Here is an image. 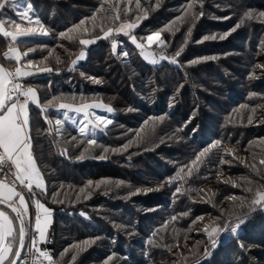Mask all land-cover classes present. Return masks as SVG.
I'll list each match as a JSON object with an SVG mask.
<instances>
[{"label":"trees","instance_id":"obj_1","mask_svg":"<svg viewBox=\"0 0 264 264\" xmlns=\"http://www.w3.org/2000/svg\"><path fill=\"white\" fill-rule=\"evenodd\" d=\"M26 1L49 34L16 42L0 35V64L8 70L34 71L41 68L36 62H43L51 69L25 76L23 83L37 93L38 107H28L29 129L45 185L44 191L26 197L32 215L33 200L51 212L52 241L47 248L52 261L249 264L250 256L264 261V232L257 229L262 214L254 211L263 204L250 205L255 192H264V164L251 170L241 160L252 139H264V126H252L248 117L238 119L245 114L244 106L264 101V71L254 76L252 70L256 59L264 65L259 53L264 49V0H194L196 18L189 15V23L177 33L163 36L165 53L176 65H149L129 43L125 56L101 42L71 68L85 50L80 40L100 36L115 26L117 16L145 18L140 33L159 31L182 15L188 0H132L126 12L122 4L116 9L105 0ZM100 8L105 13L92 22V32L75 34ZM19 14L13 7L0 12L7 30L14 27L10 21L24 23ZM206 25L209 29L203 31ZM219 34L227 37L199 43ZM10 47L28 55L19 63L5 59L3 53ZM210 56L219 59L202 62ZM92 102L115 111L94 143L68 125L59 129L55 110L60 104ZM249 160L257 166L255 159ZM218 175L234 181L221 184ZM7 212L17 228L11 242L15 251L19 228ZM207 217L208 227L220 231L212 238L192 234V224ZM240 220V232L221 237L227 222L232 221L230 227ZM193 240L195 244L184 246ZM247 244L253 248H242Z\"/></svg>","mask_w":264,"mask_h":264},{"label":"snow or ice","instance_id":"obj_2","mask_svg":"<svg viewBox=\"0 0 264 264\" xmlns=\"http://www.w3.org/2000/svg\"><path fill=\"white\" fill-rule=\"evenodd\" d=\"M6 7L19 8L20 5L17 3V0H0V12H2ZM191 7L192 5L190 4L189 8ZM31 9L32 5L29 3L27 5V9L19 14L21 20H27L28 26L15 21H10L9 24L14 25V29L7 30L5 28V21L0 19V34H2L4 37H10L13 42L18 41L23 37L38 35L47 36L49 34L48 31L44 29L43 25L40 24L38 19L35 21V23L40 25L39 29L31 27L32 20L29 16ZM93 19H95V17H93ZM116 19H119V16H117ZM81 23L83 24V21ZM135 26L136 25L134 24H121L120 28L116 31H123L124 35H129V32L125 31V29H132ZM112 32L113 29L109 28L104 33V38H108ZM61 35L65 36L66 34L62 33ZM68 38L71 39V37ZM131 38L132 42L142 50L141 54L145 57V59H150L152 57V53L143 51L144 44L137 43L134 36ZM159 38L160 33L157 32L153 35H150L147 40L149 44H152L158 41ZM212 38L214 39L215 37ZM223 38L224 37H221V39ZM205 39H208V37H205ZM94 42L95 41L93 40H80V43L83 45H88ZM160 43L163 44V41H160ZM113 47L115 48V44H113ZM27 55V52L20 53L19 49L16 47H10L7 52L3 53L5 59L15 60L17 63L20 62L23 56ZM125 55H127V53H125ZM176 55L179 56L180 52H177ZM83 57L84 52L82 51L79 58ZM161 58L167 59V57ZM151 62L157 63L155 59H151ZM171 62L175 63V58H173ZM73 63H75V61H73ZM44 71H51V69H44ZM32 74L33 73L31 72L22 71L19 67L13 72L6 70L3 66H0V173H4L5 176L8 175V173H5V166L7 165L9 172L15 178L11 183L7 182L6 180H0V204H8V207L12 209V212L16 213L15 219L20 221V226L18 229L19 247L13 251V245L9 241V238H12L13 240L16 239L15 234L17 233V228L14 226L13 219L10 218L9 215L4 211H0V264H4L5 260H8L10 256L13 257L10 260V264H17V261L21 256V250L24 247V238L26 235L24 215L28 212V205L23 194L16 190L14 186L15 181H18L20 185H23L29 191H31L33 185H35L37 188H43L44 186L43 177L36 165L35 158L31 151L32 146L29 129L28 103L29 100H31L33 103H38L36 92L32 88L23 89L22 85L17 82L19 77L30 76ZM17 93H19V96L25 97V99L21 101L19 96L16 95ZM92 107H104L108 112L113 111L111 107L99 104L83 105L81 107L75 108L70 104H60L61 109H68L77 113L84 112L85 117H87V109ZM96 120L99 123L95 124L94 128H99L101 124L106 127L108 124L112 123L111 120H107L102 116H97ZM56 123L57 125H60L62 121L57 120ZM81 124H83V122H81ZM86 128L87 125L79 127V132L81 135H88ZM89 142L94 143V141ZM203 155L204 153H201V156ZM199 159L200 157L198 156L197 160ZM193 163H195V161ZM261 163L264 164V161H261ZM12 168L15 169L14 172L12 171ZM26 181L27 183H25ZM102 183H107V181ZM256 195L257 199L254 200L253 203L259 204L260 202L264 201V192H257ZM15 198H18L19 207L15 206ZM36 207L43 212V223L39 212L37 213L35 221L36 230L39 232L41 240H43L45 238L47 225L50 222L51 212L39 202L36 203ZM243 222V220H240L241 224ZM238 227L239 224L231 227V231L235 233ZM204 230L207 232L210 238H212L213 233H218L220 231L218 227H213L211 231H209L207 226ZM6 241L8 242L6 243ZM212 242L213 246H215L216 241L213 240ZM87 243L89 242L86 241L85 244ZM33 246H35V242L33 243ZM36 251L40 253L41 257L48 260L51 264L52 257L47 252L41 251L39 248H37Z\"/></svg>","mask_w":264,"mask_h":264},{"label":"rangeland","instance_id":"obj_3","mask_svg":"<svg viewBox=\"0 0 264 264\" xmlns=\"http://www.w3.org/2000/svg\"><path fill=\"white\" fill-rule=\"evenodd\" d=\"M105 2L107 4H115V8L117 9L119 7L120 4H122L123 8H124V12L127 11V8L130 6H133V1L132 0H105ZM178 2V0L176 1ZM17 3H19L20 7H19V12L22 13L27 9V5L29 4L26 0H17ZM117 3V4H116ZM181 3V2H179ZM194 5L195 6V1L194 0H188V3L186 5H184V11L182 12V15H180L178 18H174L172 19L170 22L166 23L159 31H149L146 30L145 32H139L140 28H141V24H142V20H144L145 18L142 17H137L136 19L132 18H124L122 20H115L114 22L116 23L115 26L113 25V27H109L111 29H113L112 34L108 37V38H104V33L109 29L104 30L100 36L98 37H91L83 39V40H93L95 41L94 43L88 44V45H83L81 44L85 49L82 50L84 52V57L83 58H79L80 56V52L78 54V56L73 60L75 61V63H73V61L70 63L69 68L76 66L77 64H79L81 61H83L86 58V50L88 48H90L91 46L95 47L97 44L101 43V42H109L110 45L112 46V51L114 53H116L117 50H119L121 52V54L125 55V53H129V44L133 45L135 50L141 55L142 59L149 65H160L163 62H166L170 65H176L175 63H172V59L173 57H169L166 55L165 53V41L163 39V36L165 34V32H167V34H174L177 33L180 29V26H183V24L185 23H189L188 21V16H192V14H194V17L196 18V12L194 13V11L191 10V8H189V5ZM34 10L31 9V11L29 12V16L31 17L32 20V24L31 27L33 28H37L39 29L40 25L36 24L35 21L38 19L40 21V19L36 16V14L33 12ZM96 11H92L90 13H95ZM98 12V13H97ZM96 12V14L90 15L89 18H87L86 20H84L83 24L79 27V29H77L75 34H78L79 32H84V30L86 29L88 32H92V29L90 28V25H92V22H95L97 19H99V17H102L103 13H105V9L104 8H100L98 9V11ZM38 13H39V9H38ZM41 13V11H40ZM126 15H124V17L128 16V13H125ZM93 17H95V19H93ZM131 17V16H129ZM263 18V17H262ZM197 22V19L196 21ZM25 23V24H24ZM24 23L22 22V24H24L25 26H28V22L27 20H24ZM41 23V22H40ZM121 24H134L136 25L134 28L132 29H125V31L129 32V35H124L123 31H119L117 32L116 30L120 28ZM88 26V29H87ZM195 27V26H193ZM14 29V27H12ZM12 29V30H13ZM201 29L204 31H206L207 29H209V26H203L201 27ZM160 33V38L158 41H156L155 43L149 44L147 38L150 35H153L154 33ZM135 37L136 38V42L139 44H144V49L143 51L145 52H150L152 53V57L150 59H145V57L141 54V49L138 48L136 46V44H134L132 42V38L131 37ZM47 36H31V37H23V38H35V39H45ZM205 37H208V39H205ZM202 39L199 40V43H203V42H210V41H217V40H222L221 37H224L223 39H225L227 37L226 34H222V35H212V36H205ZM212 37H215L214 39ZM10 38V37H9ZM119 40H125L126 43H119ZM10 41L13 42L10 38ZM160 41H163V44L160 43ZM117 43H119V48H117ZM129 43V44H128ZM113 44H115V48L113 47ZM117 48V49H116ZM260 54L264 55V49H261L259 51ZM49 55V54H48ZM127 56V55H125ZM258 56V53L257 55ZM161 57H167V59H162ZM151 59H155L157 61V63H152ZM212 59H219L217 57H207L205 59H201L204 60L202 62H208L211 61ZM195 62V61H194ZM37 65H34L36 67H41L40 69H34V71H32V69H28V68H22V71H26V72H31L33 74H44L46 72H50V71H44V69H50V68H44V63L43 62H36ZM28 66V65H27ZM18 68V67H17ZM16 70V68H15ZM252 70L254 71V76H259L260 74H263L264 71V65L259 61V59H256V62L252 68ZM34 89V88H32ZM35 90V89H34ZM36 92V90H35ZM36 98H37V93H36ZM29 103L34 105L35 107H38V103H33L31 100H29ZM92 104H99V105H103V106H107L110 107L108 105L102 104L101 102H92V103H87V104H83V105H92ZM71 105V104H70ZM83 105H79V106H74L72 105L74 108L75 107H81ZM243 112L245 114L239 115L240 120L244 121L246 117H248V123L251 124L252 126H256V128L259 127H263L264 126V101H260L258 105L252 107V108H248L247 106L243 107ZM55 112L57 113V115L59 116V120L62 121V123L58 126L59 129H62L65 125H68L69 127L75 129L78 133L79 132V127L83 126V125H87L86 131L88 132V135H82L83 137H85L87 139V141H95L96 138L102 134L104 132V130L106 129V127L109 125H107L106 127L101 124L99 128H94V125L99 123L96 120L97 116H102L107 120H113L114 116H115V111L113 110L112 112H108L105 110L104 107H92V108H88L87 109V117H85V113L84 112H80L77 113L75 111H70L68 109H61L60 106L55 110ZM250 112V113H249ZM251 121V122H250ZM81 122H83V124H81ZM103 129V130H101ZM81 134V133H80ZM90 143V142H89ZM249 145V144H248ZM251 147V148H250ZM250 147L245 150L242 151L243 152V163L245 165L248 166L249 169L253 170V169H258V165L263 166V164L261 163V161H264V139L262 140H258V139H252L250 142ZM255 149L252 151H248L250 149ZM230 150H232V147L230 148ZM241 152V153H242ZM255 159V163L257 164V166H253L252 161H250L249 159ZM240 161V160H239ZM242 163V162H241ZM254 175L256 174V172H252ZM233 180L231 177H227V176H222V175H218V182H221V184H223L224 182ZM234 181V180H233ZM259 192V191H258ZM26 194V192H25ZM205 194H210V193H205ZM257 192H255L254 198H251V203L250 205L254 204L257 207H259V205H262L261 207L257 208L256 210H254L256 213H261L262 214V224L260 225L259 231L264 232V201L260 202L259 204L253 203L254 200L257 199ZM203 196V195H202ZM253 211V212H254ZM209 223H210V218L207 217L206 218H200L198 220H196L193 224L192 227L190 229V231L192 232V234L194 235H198L199 233H206L207 232L204 230L205 227L207 226L208 230L211 231V229L213 228V226L211 228H209ZM232 223V221L227 222L223 227V230L221 231V237L225 234V232H227V234H235L237 232H240V226L242 225L241 223H236L233 224L232 226L229 227V224ZM237 224H239V227L237 228V231L235 233H233L231 231V227L236 226ZM187 244H195V240L191 241H186L185 242V247ZM184 248V247H182ZM242 248H249V250H251L253 248L252 245L247 244L246 246L242 247ZM256 249V248H255ZM244 250V251H247ZM250 260H247L250 264H264V261H261L260 259H253L252 256L249 257Z\"/></svg>","mask_w":264,"mask_h":264},{"label":"built area","instance_id":"obj_4","mask_svg":"<svg viewBox=\"0 0 264 264\" xmlns=\"http://www.w3.org/2000/svg\"><path fill=\"white\" fill-rule=\"evenodd\" d=\"M11 71L14 72L15 69ZM23 78H25V76L19 77L17 82H19L22 85L23 89H27L29 87L23 83ZM16 95L19 96V93H17ZM19 99L23 101L25 97L19 96ZM12 171L14 172L15 169L12 168ZM5 173H8V175L5 176L4 173H0V180H6L9 183L14 181L15 178L9 172L7 165L5 166ZM25 183H27V181ZM14 186L20 193L25 195V192L27 190L26 187L20 185L18 181H15ZM51 241H52V226L48 227L46 232V239L44 242L40 241V239L36 236L35 231H33L31 226H29L26 230L23 252L17 264H34V262L35 264H50L48 260L40 256V253L37 252L36 249L39 248L41 251L47 252L50 256H52L51 251L47 248V246L51 244ZM34 242H35V246H33ZM51 264H56V263L54 261H51Z\"/></svg>","mask_w":264,"mask_h":264},{"label":"crops","instance_id":"obj_5","mask_svg":"<svg viewBox=\"0 0 264 264\" xmlns=\"http://www.w3.org/2000/svg\"><path fill=\"white\" fill-rule=\"evenodd\" d=\"M0 35H1L2 37H4L2 34H0ZM0 66H3V65L0 64ZM3 67H4V66H3ZM4 68H5V67H4ZM5 69L8 70L7 68H5ZM8 71H11V70H8ZM29 105H30V103H28V107H29ZM43 184H44V180H43ZM44 188H45V185L43 186V188H37L35 185H33L31 191H29L28 189L26 190V194H28V193H34V192H42V191H44ZM16 190H17V189H16ZM17 191H18V190H17ZM18 192H19V191H18ZM26 194L23 195L24 198H25V201L27 202V205H28V212H27V214L24 215L25 226H27V227L31 226V228L33 229V231H35L36 236L40 239V241H41V242H44L45 239H46V232H47V229H48L49 226L52 225V223H51V217H50V222L48 223L47 228H46L45 238H44L43 240H41L40 235H39V232L36 230V227H35V221H36L37 213L39 212L40 215H41V217H42V223H43V212H42V210L37 209V207H36V203H37V201H34V200H33V201H32V204H33V214H34V215H32V213H31V209H30V205H29V202L27 201ZM15 206H16V207H19L18 198H15ZM44 207H45V206H44ZM45 208H46V207H45ZM0 211H4L5 213H7V214L9 215L10 218H12V217L10 216V214L7 212L8 210L6 211V209L0 207ZM10 213H11V212H10ZM12 215H13V214H12ZM13 216H14V215H13ZM16 221H17V220H16ZM13 222H14V221H13ZM17 224H18V222H17ZM14 226H15V224H14ZM18 228H19V227H18ZM9 241L12 242L13 239H12V238H9ZM7 242H8V241H6V243H7ZM10 258H11V256L9 257L8 260H5L4 264L8 263V261L10 260Z\"/></svg>","mask_w":264,"mask_h":264},{"label":"water","instance_id":"obj_6","mask_svg":"<svg viewBox=\"0 0 264 264\" xmlns=\"http://www.w3.org/2000/svg\"><path fill=\"white\" fill-rule=\"evenodd\" d=\"M0 207H2V208H4V209H6V210H8L9 212H11L13 215H14V217H16V213H14V212H12V209L10 208V207H8V204H0ZM17 220V219H16ZM17 222H18V227L20 226V221L19 220H17ZM24 240H25V238H24ZM18 247H19V245H18ZM22 252H23V249L21 250V255H22ZM21 257V256H20ZM18 262V261H17Z\"/></svg>","mask_w":264,"mask_h":264}]
</instances>
